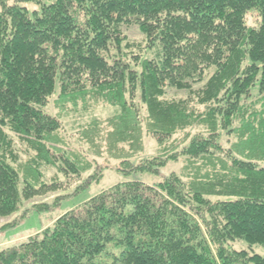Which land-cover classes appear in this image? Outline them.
Returning a JSON list of instances; mask_svg holds the SVG:
<instances>
[{"label":"trees","instance_id":"1","mask_svg":"<svg viewBox=\"0 0 264 264\" xmlns=\"http://www.w3.org/2000/svg\"><path fill=\"white\" fill-rule=\"evenodd\" d=\"M252 12L258 22L249 26ZM123 24H136L159 56L136 55L131 66L120 48ZM56 87L55 103L85 108L100 99L120 108L92 119L80 137L119 150L123 172L158 173L179 156L185 172L118 182L2 247L0 264H264V255L228 246H264V167L256 163L264 160V0H0V217L57 188L43 181L42 166H91L89 151L81 162L60 146L61 122L46 112ZM168 88L193 94L203 110L166 98ZM137 90L144 127L131 101ZM191 128L180 150L178 142L130 161L143 130L161 146ZM223 135L236 138L232 148ZM13 137L31 151L18 166Z\"/></svg>","mask_w":264,"mask_h":264},{"label":"rangeland","instance_id":"2","mask_svg":"<svg viewBox=\"0 0 264 264\" xmlns=\"http://www.w3.org/2000/svg\"><path fill=\"white\" fill-rule=\"evenodd\" d=\"M28 9L35 8L34 4H26ZM246 23L249 26L257 24L256 14L254 12L247 14ZM122 36L124 39L121 42V52L124 54V58L130 62V65L135 64L134 56H138L140 59H156L159 56L160 49L158 46L148 47V42L143 33L140 32L136 24H123L120 26ZM112 53L116 51L111 49ZM135 69H139L137 66ZM213 68L205 70L204 79L208 78L212 73ZM193 89L199 88L198 83L192 84ZM59 92V88L56 87L55 93L51 96V100L47 104L46 112L56 116L61 122V128L58 135L62 141L61 148L66 149L69 152L78 153L79 156H71L68 153L69 158L73 160L77 157L81 162L83 154L89 151L90 155L85 156L91 163V166L83 172L68 173L59 170L58 166H42L40 168L42 172L43 181L49 184L57 183L54 189H50L44 193L37 194L22 202L18 210L9 216L0 217V249L7 245L21 242L28 237L40 232L43 228L52 223L60 215L69 211L81 203L85 202L90 197L105 190L112 185L127 181L136 180L147 184H154L159 181L160 177L170 172H175L182 175L185 172L186 159L183 156H179L175 161H169L163 168H160L158 173L152 172H132L122 171L124 167L121 163V158H116L114 155L119 150L107 151L106 148L94 146L90 148L89 145L80 137V132L83 127L91 122L92 119L105 120L109 116L120 111L118 106L106 104L102 100H90L88 99V106L82 107V102L79 101L77 106H73L69 103L61 104L55 103L53 100ZM255 93V90L252 93ZM255 96V95H254ZM166 98L179 100L189 99L193 108L198 111L203 110L204 107L197 105L193 94H189L186 90H176L174 88L166 89ZM139 91L135 92L131 101L138 105L140 113V119H145L144 106L139 102ZM186 132H196L194 128L180 130L176 132L170 140L164 145L157 143L156 139L148 134L145 130L142 133V150L133 153L130 158L132 163H137L140 159L148 158L161 153L163 148H171L172 144L179 143L175 148L181 149L185 139ZM15 141V148L19 152L20 163L23 164L31 154V151H27V144L22 143L17 138L13 137ZM236 141V138L232 135H223L221 137V144L225 149L232 148V144ZM68 145V147H67ZM125 145V144H124ZM59 148V145H57ZM122 146V144H121ZM125 148V146H124ZM122 149V148H121ZM123 151V149H122ZM92 158L95 160L92 162ZM256 163L264 167V160L256 161ZM163 175V176H164ZM89 176H93L89 184H85L86 179ZM82 186V187H81ZM212 199H216L213 196ZM218 198V197H217ZM224 199L223 197H219ZM228 246L236 250H246L249 253H256L264 255V246L258 244L249 245L244 240H235L229 242Z\"/></svg>","mask_w":264,"mask_h":264}]
</instances>
